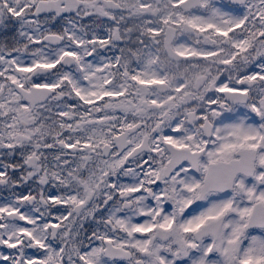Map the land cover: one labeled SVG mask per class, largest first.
I'll return each instance as SVG.
<instances>
[{"label":"snow or ice","instance_id":"obj_1","mask_svg":"<svg viewBox=\"0 0 264 264\" xmlns=\"http://www.w3.org/2000/svg\"><path fill=\"white\" fill-rule=\"evenodd\" d=\"M0 264H264V0H0Z\"/></svg>","mask_w":264,"mask_h":264}]
</instances>
